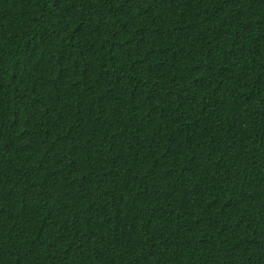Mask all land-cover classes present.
Returning <instances> with one entry per match:
<instances>
[{
  "label": "trees",
  "instance_id": "1",
  "mask_svg": "<svg viewBox=\"0 0 264 264\" xmlns=\"http://www.w3.org/2000/svg\"><path fill=\"white\" fill-rule=\"evenodd\" d=\"M0 264H264V0H0Z\"/></svg>",
  "mask_w": 264,
  "mask_h": 264
}]
</instances>
